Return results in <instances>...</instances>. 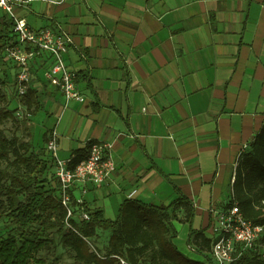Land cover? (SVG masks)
I'll return each instance as SVG.
<instances>
[{"label": "crops", "instance_id": "1", "mask_svg": "<svg viewBox=\"0 0 264 264\" xmlns=\"http://www.w3.org/2000/svg\"><path fill=\"white\" fill-rule=\"evenodd\" d=\"M28 8L34 23L20 17L31 28L59 27L71 37L66 65L84 96L67 103L40 72L58 157L73 160L93 142L111 147L115 171L101 186L87 184L84 209L114 225L127 202L171 211L186 198L192 223L208 227L231 201L238 159L264 124V0Z\"/></svg>", "mask_w": 264, "mask_h": 264}, {"label": "trees", "instance_id": "2", "mask_svg": "<svg viewBox=\"0 0 264 264\" xmlns=\"http://www.w3.org/2000/svg\"><path fill=\"white\" fill-rule=\"evenodd\" d=\"M14 27V21L0 12V88L9 83L8 73L15 69L5 59L6 50L18 44ZM49 62L50 58L44 57L43 63L32 66L37 82L21 98L31 122L46 111V85L41 83L40 72ZM75 81L78 82L77 76ZM37 83L42 85L36 86ZM0 98L5 99L1 89ZM0 118L1 121L13 118V114L0 110ZM51 132L42 135L44 145ZM89 148L88 145L76 153L71 167L86 159ZM46 153V148L42 154L36 153L32 144L18 137L10 139L0 129V222L8 219L15 230L6 237L0 236V264H62L53 234L60 237V245L70 253L72 264H121L119 258L128 264H212L209 255L214 238L208 234L212 219L208 227L192 229L188 237V245L200 259L184 256L175 245L178 236L175 224H190L195 217L194 205L186 198L171 211L127 202L114 225L98 220L82 221L76 212L69 218L57 187L49 186L47 178H43L53 169ZM4 162L15 171L2 169ZM75 204L73 200V210ZM233 206L244 219L264 227V124L238 159L232 199L225 208ZM181 209L182 217L178 214ZM99 230L108 235L102 254L90 245ZM262 246L264 235L252 248L237 246L231 264H264V255L258 251Z\"/></svg>", "mask_w": 264, "mask_h": 264}, {"label": "built area", "instance_id": "3", "mask_svg": "<svg viewBox=\"0 0 264 264\" xmlns=\"http://www.w3.org/2000/svg\"><path fill=\"white\" fill-rule=\"evenodd\" d=\"M67 0H0V12L11 18L18 44L5 52V59L15 66L17 94L23 97L31 83L36 81L32 66L43 63L49 57L48 67L42 68L43 80L46 84L58 89L66 102H83L84 96L76 86V74L69 70L65 56L72 40L65 30L59 27L33 29L25 17H18L16 9L28 8L35 3H47L60 6ZM53 164V174L58 182V193L62 205L67 208L68 217L76 212L85 222L94 218L84 209L83 197L87 193V184L101 186L107 182L115 166L110 152V145L104 142H93L84 161L71 167L72 160L63 161L58 157L57 134L52 131L45 145ZM248 147H244L247 149ZM79 191L80 196L75 192ZM73 200L76 202L73 210ZM211 228L214 238L210 252L212 264H231L235 259L236 248H252L264 235V227L243 218L236 206L221 212H213ZM195 253L194 248L188 245ZM121 264H128L119 258Z\"/></svg>", "mask_w": 264, "mask_h": 264}, {"label": "rangeland", "instance_id": "4", "mask_svg": "<svg viewBox=\"0 0 264 264\" xmlns=\"http://www.w3.org/2000/svg\"><path fill=\"white\" fill-rule=\"evenodd\" d=\"M23 10V9H21ZM20 9H16L15 13L18 17L26 14L27 17H30L31 24L34 23V16L31 15L29 8L24 9V12L20 14ZM42 74V73H41ZM43 77V74H42ZM8 84L4 87H1L2 94L5 99L0 98V110L8 111L13 114V118H8L1 121L0 118V129L4 130L8 138L18 137L26 142H29L33 145L34 150L38 154H42L45 151V145L42 141V135L46 132L47 129H51L53 125V120L48 118L46 111L40 112L35 118L34 121H30V112H28L21 101V97L17 94V80H16V71L11 70L8 73ZM35 84V81L31 83V86ZM49 87H52L49 85ZM49 132V131H48ZM48 156V153H46ZM13 161V158L10 159ZM9 163L4 162L2 164V169L7 168L10 173L15 171L14 168L8 167ZM43 178H47V182L51 187H57L58 182L56 181L53 171L51 170L48 174H45ZM227 209V208H226ZM114 216L109 213L107 219L113 220ZM198 223L191 224H180L178 229V236L175 239V245L178 247L179 251L186 257L200 259L198 255L192 252L188 246V237L192 229H198ZM14 227L10 224L8 219H3L0 222V236L6 237L10 233H14ZM99 234L96 238L90 241L91 249L97 250L101 254L104 253L107 242L108 235L106 232L99 230ZM208 234H212L211 229L208 231ZM58 248L56 254L61 257L62 264H72L71 255L60 245V237L57 234H53ZM260 253L264 255V246L258 249ZM41 256H44V252L41 253ZM49 260V258H48Z\"/></svg>", "mask_w": 264, "mask_h": 264}]
</instances>
